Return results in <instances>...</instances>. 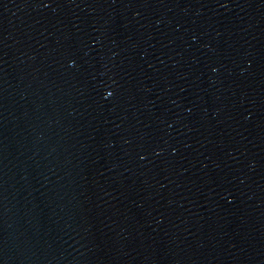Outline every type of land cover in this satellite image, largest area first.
I'll use <instances>...</instances> for the list:
<instances>
[{"label":"water","instance_id":"1","mask_svg":"<svg viewBox=\"0 0 264 264\" xmlns=\"http://www.w3.org/2000/svg\"><path fill=\"white\" fill-rule=\"evenodd\" d=\"M0 264H264V0H0Z\"/></svg>","mask_w":264,"mask_h":264}]
</instances>
